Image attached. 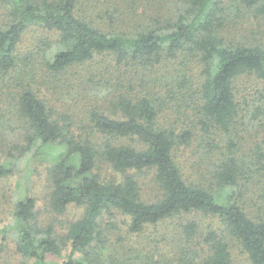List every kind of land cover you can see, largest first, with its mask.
<instances>
[{"label":"trees","instance_id":"16d2710c","mask_svg":"<svg viewBox=\"0 0 264 264\" xmlns=\"http://www.w3.org/2000/svg\"><path fill=\"white\" fill-rule=\"evenodd\" d=\"M237 3L264 14V0ZM226 6L183 0L175 17L112 29L94 0H0V121L9 109L22 116L36 154L63 147L48 166V203L56 214L84 208L60 234L39 224L34 197L19 199L0 252L11 233L24 264L65 249L61 264H183L192 254L194 264H232L234 244L264 264V96L252 105L237 88L246 75L264 81V45L226 40ZM30 33L38 42L23 51ZM256 124L252 145L245 134ZM146 171L154 199L143 194ZM200 217L210 218L204 234ZM174 218L184 239L150 241L156 259L137 248L97 256L109 254V229L142 237ZM201 236L207 250L194 246Z\"/></svg>","mask_w":264,"mask_h":264},{"label":"rangeland","instance_id":"374dc122","mask_svg":"<svg viewBox=\"0 0 264 264\" xmlns=\"http://www.w3.org/2000/svg\"><path fill=\"white\" fill-rule=\"evenodd\" d=\"M183 0H94V5L105 7L97 18L101 21L102 26L109 28H128V25H139L145 22L156 23V20L175 17L178 13L175 10L180 9ZM226 20L222 27V34L229 42L234 43H253L264 45V14H260L254 9H247L243 5H239L237 0H226ZM114 19V20H113ZM130 20V21H129ZM30 33L27 40L22 44L23 51L35 47L38 40H31ZM237 88L240 95L248 97L252 105L258 100H262L264 96V81L256 78V76H243L237 82ZM264 101L260 103L263 105ZM5 119H9L6 125L7 130L0 133V165H9L12 169L11 174H0V240L8 230L10 224L13 223V209L19 199L31 196L36 199L37 213L39 224L43 227L54 225L58 233L64 234L68 225L79 219L84 208L77 205H70L63 213H54L50 205L49 194L51 191V183L47 176L48 166L58 158L63 147L52 146L45 147L40 150L42 154H36V146L27 149V140L25 139V129L23 130L24 118L16 115L13 109L4 111V118L0 121V126ZM258 125L248 127L245 134L248 142L252 145L253 140L258 138L261 133ZM261 137H259L260 140ZM189 151V150H188ZM182 155L184 154L181 153ZM102 173L110 176V169H104ZM115 174V173H114ZM116 175V174H115ZM143 188V194L146 198L154 199L157 193V186L153 179V172L146 171L139 176ZM264 187V186H263ZM106 220H110L109 217ZM128 220L126 216H119L118 222ZM201 228L200 234H204L209 230L210 218L200 217ZM181 221L179 219H170L158 226H151L145 230V236L136 237L127 235V230L123 226V230L111 231L109 229V241L107 244L108 255L97 256L107 258L109 256H117L119 258L131 256L137 248L141 254L146 255L147 259H156L153 243L156 239L166 236L168 239L181 238L184 239L181 230ZM7 233V232H6ZM6 246L0 252V264H24L23 257L17 252V238L15 235L6 234ZM203 238L198 237L194 246L197 249L207 250V245L203 242ZM112 246L113 248L109 247ZM206 245V246H205ZM204 246V247H202ZM164 249L172 254L169 245H165ZM232 264H250L246 254L242 251L238 244L232 245ZM70 251L63 250L60 256L48 254L47 264H61L68 259ZM140 255V254H139ZM154 256V257H153ZM201 256V255H200ZM196 257V256H195ZM81 258V256H78ZM193 254L185 257L183 264H194ZM196 260V259H195ZM197 262L202 263L199 257ZM27 264H34L28 262Z\"/></svg>","mask_w":264,"mask_h":264}]
</instances>
